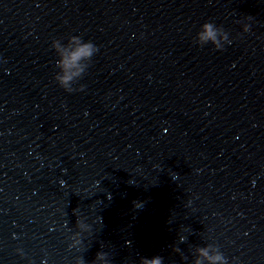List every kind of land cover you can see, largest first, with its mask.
I'll list each match as a JSON object with an SVG mask.
<instances>
[{"label": "water", "instance_id": "95a60500", "mask_svg": "<svg viewBox=\"0 0 264 264\" xmlns=\"http://www.w3.org/2000/svg\"><path fill=\"white\" fill-rule=\"evenodd\" d=\"M206 22L231 43L201 46ZM72 36L99 51L68 92ZM209 244L264 264V0H0V264Z\"/></svg>", "mask_w": 264, "mask_h": 264}, {"label": "clouds", "instance_id": "9594fccd", "mask_svg": "<svg viewBox=\"0 0 264 264\" xmlns=\"http://www.w3.org/2000/svg\"><path fill=\"white\" fill-rule=\"evenodd\" d=\"M244 31H249L248 25L244 26ZM197 39L201 46L212 43L217 50H222L225 43H231L228 33L212 22H206L201 26ZM52 46L59 56L57 67L60 71L56 74L55 79L66 91L72 92L75 90L73 84L82 78L89 67L92 57L99 49L91 41L84 42L79 36H72L67 45H63L59 40H55ZM80 90H83V86H81ZM77 227L82 231H88L91 226L83 220H78ZM79 237L80 233L77 232L73 237L74 243L71 247L75 248L81 244ZM180 239L183 243L186 238L181 237ZM176 251H180V249L177 248ZM96 262L108 264L107 253L98 252L93 264H96ZM77 264H85L83 256L78 259ZM141 264H164V261L163 257L156 256L151 259L142 258ZM194 264H228V260L217 246L209 244L206 247L196 248Z\"/></svg>", "mask_w": 264, "mask_h": 264}]
</instances>
